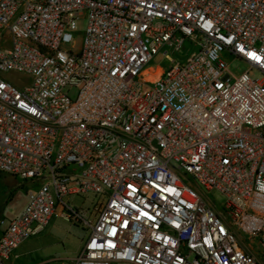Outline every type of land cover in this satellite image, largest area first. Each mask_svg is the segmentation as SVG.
<instances>
[{
	"label": "built area",
	"instance_id": "built-area-1",
	"mask_svg": "<svg viewBox=\"0 0 264 264\" xmlns=\"http://www.w3.org/2000/svg\"><path fill=\"white\" fill-rule=\"evenodd\" d=\"M0 174L40 184L0 264L57 206L89 232L70 264H264V0H0Z\"/></svg>",
	"mask_w": 264,
	"mask_h": 264
},
{
	"label": "rangeland",
	"instance_id": "rangeland-1",
	"mask_svg": "<svg viewBox=\"0 0 264 264\" xmlns=\"http://www.w3.org/2000/svg\"><path fill=\"white\" fill-rule=\"evenodd\" d=\"M87 26V21L79 23V32L74 33L77 42L82 40ZM197 49L190 42H186L184 49L178 57L186 58ZM160 57H156L152 64L162 63L165 68L168 66L166 61L161 62ZM227 61L231 73L240 76L249 72L253 79H262V75L256 70H251L249 65L233 56L227 55ZM17 86H22L25 82L24 76L13 74L11 76ZM73 97L77 91H71ZM40 187L39 182H25L14 176L0 174V231L6 227L5 220L16 217L23 210L27 203L28 193ZM204 197L216 205L217 209L222 210L225 206V198L217 191L200 190ZM69 201L77 207L93 210L98 199L93 195H78L69 198ZM61 206L56 207V211L46 228L36 236L25 240L15 249L5 264H70L82 251L84 244L89 236L87 228L81 224L68 222L61 217ZM4 222V223H3ZM260 237L254 241L243 238V243L248 245L253 243L258 255L262 253L259 246Z\"/></svg>",
	"mask_w": 264,
	"mask_h": 264
}]
</instances>
